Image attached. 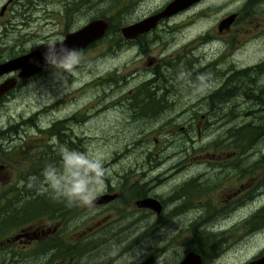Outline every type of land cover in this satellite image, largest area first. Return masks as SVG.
Returning <instances> with one entry per match:
<instances>
[{
  "label": "flooded vegetation",
  "instance_id": "flooded-vegetation-1",
  "mask_svg": "<svg viewBox=\"0 0 264 264\" xmlns=\"http://www.w3.org/2000/svg\"><path fill=\"white\" fill-rule=\"evenodd\" d=\"M102 1L0 0V63L53 45L66 33L99 18L106 28L100 38L78 50V64L84 62L85 55L111 61L112 69L122 61L132 62V66L127 64L130 74L119 78L126 82L130 76L132 81L126 90L125 108L121 106L124 122L105 139L114 149L108 154L104 150L102 156L107 170L97 194L102 201L92 206L54 204L74 211L53 213L49 220L54 222L47 218V225L43 219L19 223L23 217L18 207L23 190L19 169L26 142L23 134L0 142V257L25 256L27 264L28 258L43 256L36 246L48 238L45 245L52 255L57 245L51 241L64 245L59 264H118L128 251L132 256L154 258L160 247L145 246L140 251L142 242L134 241L135 233L152 224L157 228L168 215L169 210L164 209L167 198L157 193L156 182L162 179L163 185L179 176L167 192L168 199L175 197L179 202L173 205H183L192 193L204 213L184 219L210 235L206 244L194 241L187 245L183 256L191 251L198 254L200 264H209L221 255L237 252L236 264L256 263L264 256V0H193L169 15L158 16L153 26L128 38L120 29L160 14L172 0H107L106 8L113 7L110 14L87 12L93 6L98 11L97 4ZM113 14L119 17L118 22L106 16ZM11 34L30 40L31 46L16 49V44L9 43ZM103 38L106 45L100 47ZM237 54L244 57L237 58ZM144 58L146 66L142 67ZM54 70L49 64L30 76H20V69L0 74V84L14 80L0 95V109L10 108L36 76ZM63 128L69 131L68 126ZM150 137L155 144L161 143L160 149L177 146L173 155L152 152L147 145ZM125 142L145 144L150 155L122 170L113 168L115 150ZM29 152L28 174L36 170L38 153L33 148ZM39 153L42 156L44 151ZM216 196L219 199L214 202ZM145 198L155 199L160 211L136 205V200ZM187 207L192 211L194 206ZM91 210L95 214H88ZM152 212L159 216L153 223L145 219ZM97 214L99 218H95ZM79 216L91 221V226L65 236L63 223ZM12 222L11 228L3 229ZM149 240L150 236L143 241ZM118 245H122L120 249ZM30 246L31 250L22 254L20 249ZM258 264H264V258Z\"/></svg>",
  "mask_w": 264,
  "mask_h": 264
},
{
  "label": "rangeland",
  "instance_id": "rangeland-1",
  "mask_svg": "<svg viewBox=\"0 0 264 264\" xmlns=\"http://www.w3.org/2000/svg\"><path fill=\"white\" fill-rule=\"evenodd\" d=\"M106 1L107 0H103L97 4L98 11L94 10L95 7L93 6L92 9L88 7L87 12L94 11L98 12L100 15L102 13V15L110 14L111 11H106V6L108 5L106 4ZM88 5L92 6L91 4ZM106 16L111 18L113 22H118L119 20V17L116 14ZM124 16L126 17V15ZM8 32L10 33V31ZM13 37L14 34H11L8 39L9 43L12 42L13 44H16V49H24L31 46L29 42L30 40L22 41V39L20 40V36L17 38ZM105 45V38H103L100 41V47ZM236 57L242 58L244 56L242 54H237ZM83 60L84 62L80 65L77 63L70 76L62 75L57 72L56 69L52 72L48 71L36 76L33 82L23 89L20 96L10 108H1V142L5 143L10 135L6 128L7 124L14 123L12 126H19V133L17 136L20 134L24 135L26 145L23 146L22 155L27 157V161L29 160V150L35 147L41 148L42 145L45 150L43 155L46 156L52 164H56L54 158H56V155L57 157L59 156V150L62 146L78 150H84V148L87 147L100 158H102L104 150L108 154L110 150L114 149V146L108 145L105 142V139L107 138L106 135L109 133L112 134L113 132L115 133L116 129L120 128V125L124 122V115L120 112L122 110L121 106L125 108V101H123L121 97L126 94V91L123 92V90H128L132 84L130 76L126 82L120 81L118 76L121 74H125L126 76L129 75L128 65L132 66V62H127V65L125 64L126 61H122V63L115 69H112V62L109 60L96 59V57L92 55L83 56ZM143 60L142 67L146 66V58ZM110 77L112 80H110ZM97 79H99V85H96ZM30 115H33V118ZM65 117L72 118V123H69V119H65L66 122L63 123V126H68L69 131L66 129L64 130V128L63 131L59 130V133H63L62 135H53L51 137L45 132L37 131V129L43 128L45 125H48L53 121L61 120ZM108 126H110V129ZM71 127L73 130H70ZM126 143L127 142L115 150V156L113 158L114 164L112 165L113 168L122 170L126 165L131 166L134 161H139L140 157L150 155L149 148L145 144L136 143L127 145ZM46 144L47 147H45ZM147 145L152 147V152L161 155L169 152V156L173 155L177 147L169 146V148H165V146L160 149V147L157 146H160L161 143L158 142L155 144L151 137L148 139ZM205 147L211 148L212 146L207 145ZM222 150L225 151V149ZM186 151L191 153L190 148H186ZM58 161L59 159L57 158V162ZM26 162L24 158L21 167L24 168ZM12 170L14 171V169ZM23 175H25V172H23ZM126 175L129 179L132 178V174L127 172ZM180 176L185 177V174H180ZM178 178L179 176H175L163 185L161 183L162 179L156 182L157 193L160 195L162 194L164 198H167L164 209L165 211L169 210L168 215L161 221L157 228L154 226L155 224H152L141 230H137L135 233L136 237L134 241L142 242L140 244V251H143L145 246L157 245L160 247L157 249V253L154 254V258L132 256L128 251L126 254L119 257L118 264H130V262L134 260H139L140 263L138 264H151L153 260L155 261L154 264H172L174 260L175 263H177L180 260V257L183 256L186 246L190 245L192 240H195L200 236V232L197 228L192 227V224L187 223L188 218L185 220L184 217H186V215H189L190 217L191 215L203 214L204 210L201 204L196 201L194 202L192 196L190 202L184 199L183 205H173L176 202H179V199L175 202V197H172V201H169L167 197V192L174 188L173 183L178 180ZM19 180H22V178H19ZM177 190H179V188ZM219 191L220 189L218 188L215 190L216 193ZM123 192L127 191L123 190ZM178 193L180 194V191ZM220 198H222V196H220ZM218 199L219 196H216L214 202H217ZM204 201L205 199L201 200L202 203H204ZM187 205H193V210L190 211ZM18 207L22 208L21 202L18 204ZM94 212V210H91L88 214H95ZM142 214L145 215L148 213ZM160 214H162V211ZM181 215L183 217L175 219ZM99 217L100 215L97 214L95 218ZM158 218V214L152 212L148 214L145 219H149L153 223V221ZM183 219L185 222L179 228H176L178 222L184 221ZM49 221L54 222L53 220ZM42 222H45L47 225L48 221L42 220ZM81 224L83 226H79ZM86 225L91 226V221L82 220L80 219V216L77 218L73 217L70 220L67 218L62 225L61 232L68 237L74 232L78 233L81 229L85 231ZM148 236H150L149 243L143 241ZM41 240H46L47 242L48 238ZM60 244L62 243L60 242ZM224 245L225 244H223V250H225ZM121 246L118 245V249H120ZM42 247H39L38 250ZM20 250L22 251V254H26L31 250V246L24 247ZM159 255H162L160 259L157 258ZM62 257L57 256L58 259L52 260V254L48 255V257H45V255H39L31 260L28 258L29 262L27 264H59V259ZM11 259H15L14 262H16V264H26L27 262L25 256H18V258ZM67 259L68 256H65V260ZM238 259L239 256L237 252L235 254L227 253L224 254V257L221 255L212 259L209 261V264H236ZM4 260V258L0 257V264H3ZM81 261L84 262L85 259H82ZM90 263L92 262L86 264Z\"/></svg>",
  "mask_w": 264,
  "mask_h": 264
},
{
  "label": "clouds",
  "instance_id": "clouds-1",
  "mask_svg": "<svg viewBox=\"0 0 264 264\" xmlns=\"http://www.w3.org/2000/svg\"><path fill=\"white\" fill-rule=\"evenodd\" d=\"M80 53L63 44L60 47L51 45L45 53V61L62 75L70 76L78 61ZM107 174L102 158L87 147L78 150L62 146L59 150V161L45 166L38 180L42 185L63 198L69 205L79 204L92 206Z\"/></svg>",
  "mask_w": 264,
  "mask_h": 264
},
{
  "label": "water",
  "instance_id": "water-1",
  "mask_svg": "<svg viewBox=\"0 0 264 264\" xmlns=\"http://www.w3.org/2000/svg\"><path fill=\"white\" fill-rule=\"evenodd\" d=\"M192 1L193 0H172L160 14H157L153 17H146L130 25L124 26L122 29H120V32L126 38L135 36L136 34L144 32L145 30L153 26L154 21L158 16L169 15L175 12L180 7H184L192 3ZM105 28L106 23L103 19H93L91 21H88L83 27L78 28L75 31L66 33L61 41H58L53 45H57V47H60V44H63L69 49L80 50L92 41L100 38ZM50 46L51 45L43 49L31 50L20 56L0 63V74L6 73L13 69H20L19 75L24 77L34 74L38 70L49 65L45 61L44 56L45 53L48 51V47ZM13 85V79L1 83L0 95H2L6 90L10 89ZM97 201L100 202L102 200L100 198H97L95 202ZM135 203L137 206L151 208L156 213L160 211L159 203L152 198L138 199L135 201ZM263 258L264 256L258 259L257 261H254L256 262L254 264H258V262L261 261ZM251 263L253 264V262H250L248 264ZM176 264H200V259L198 254L189 251L186 252L185 255Z\"/></svg>",
  "mask_w": 264,
  "mask_h": 264
},
{
  "label": "trees",
  "instance_id": "trees-1",
  "mask_svg": "<svg viewBox=\"0 0 264 264\" xmlns=\"http://www.w3.org/2000/svg\"><path fill=\"white\" fill-rule=\"evenodd\" d=\"M113 7H108L106 8V11H112ZM94 13H98V12H94ZM103 14V13H102ZM9 31L11 32V28H9ZM124 74L119 75L120 80H123ZM126 89L123 90V92H125ZM122 100H126L125 98V94L121 97ZM33 118V115H30ZM69 123H72V118H69ZM65 119H61L58 121H53L48 125H45L43 128L37 129L38 132H45L47 133L49 136H53L55 132L56 135H62L63 133L60 131H63V123H65ZM8 133H10V135L8 136V140L14 138V136L16 134H18V129L17 126H12L9 125L6 127ZM70 130H73L72 127ZM7 140V141H8ZM1 142V139H0ZM25 142V139L24 141ZM45 147H47V144L45 145ZM32 149V148H31ZM30 149V150H31ZM34 150H37V162L34 163V168L36 170L33 171V173H26L27 170H30L27 166L28 163H30V161H27V157L22 155V161L25 158V167H21V170L19 169V172H25V175H22V185H23V190H22V194H21V203H22V212H23V217L18 219L19 223H31L33 222L35 219H43V220H48L52 219L53 216V212H73L74 209H68V208H63V207H57V206H53L54 204H67V202L63 199V198H57L55 196L54 193H52L51 191H49L46 186L42 185L38 180H33L32 178L34 177H39L41 172L43 171V169L45 168V166L52 164V162H50L48 160V158L44 155H40V151H45L44 150V146L42 145L41 148H33ZM28 154H30V152H28ZM24 157V158H23ZM57 158L59 159V156L56 158H54V161L57 163ZM38 165V166H37ZM192 196L193 194L190 193L187 195L186 199L188 202H190L192 200ZM14 202V200L12 201ZM176 217L177 218H180ZM15 223H9L7 224L5 227H3L4 230H7L8 228H11V225H14ZM200 232V236L197 237V239L192 240V242L194 241H198L201 243H205L207 241V238L210 237V235H208V233L204 230H198ZM47 240V239H46ZM46 240H41L37 243V248L42 247L43 245H45ZM53 243H56L57 248L55 253L52 255V260H56L58 259L57 256L61 257V253L65 250L64 249V245L58 243L59 241H51ZM191 242V243H192ZM191 245V244H190ZM47 245H45L44 247H42L41 249H39V254L45 255V257H48V255H50V249L49 246L46 248ZM36 249V248H34ZM189 250H193L195 252H197L196 250H194L193 248H187ZM9 250V248H8ZM70 248H67L66 251H69ZM8 255L5 254V258H7ZM15 259H9V260H4L3 264H16V262H14Z\"/></svg>",
  "mask_w": 264,
  "mask_h": 264
},
{
  "label": "bare ground",
  "instance_id": "bare-ground-1",
  "mask_svg": "<svg viewBox=\"0 0 264 264\" xmlns=\"http://www.w3.org/2000/svg\"><path fill=\"white\" fill-rule=\"evenodd\" d=\"M41 111H43V110H41ZM14 123H10V124H7V126H9V125H13ZM15 126H17V125H15ZM17 129H18V133H19V126H17ZM18 134H16L14 137H16ZM169 201H172V200H169ZM181 217H183L182 215H181ZM13 258H18V257H16V256H14Z\"/></svg>",
  "mask_w": 264,
  "mask_h": 264
}]
</instances>
